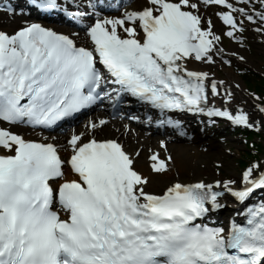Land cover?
I'll list each match as a JSON object with an SVG mask.
<instances>
[{"label": "snow or ice", "instance_id": "obj_1", "mask_svg": "<svg viewBox=\"0 0 264 264\" xmlns=\"http://www.w3.org/2000/svg\"><path fill=\"white\" fill-rule=\"evenodd\" d=\"M250 35L264 44V0H0V264H264V154L155 191L143 146L100 135L112 114L178 139L187 115L264 133V91L192 66L243 73Z\"/></svg>", "mask_w": 264, "mask_h": 264}, {"label": "rangeland", "instance_id": "obj_2", "mask_svg": "<svg viewBox=\"0 0 264 264\" xmlns=\"http://www.w3.org/2000/svg\"><path fill=\"white\" fill-rule=\"evenodd\" d=\"M249 39L251 40V47L250 50L247 51L248 55V65H241V67L245 68H251L258 72H262L263 66H264V44L260 43L258 40H253L252 36H249ZM210 69L215 71L217 73L218 77L222 78H228L231 77L233 81H238L243 88H245V85L238 74L239 70L236 68H229L226 65L221 66L220 63H217L213 66H208ZM228 138L222 137H213L209 136V138L205 139L202 143H198L196 141L191 142H184L186 145L190 147L189 151V157L195 161V164H192L190 166L194 167L196 165L198 168L201 169V172H204L203 177H206L205 173L209 170V167L211 169V174L216 173V161L220 160V157L224 158L223 165H222V175L229 176L233 175L231 167L235 168L236 170V176H239L241 173V170L243 166H239L237 161L238 158H240V151L243 149L246 150V144L244 142L236 137L235 135L228 134ZM264 138V133L262 135ZM256 141L259 140L258 137L254 138ZM157 144L155 143L153 145V148H155ZM148 150H145L144 155L147 159ZM221 161V160H220ZM228 163L229 167L226 168L225 164ZM203 170V171H202ZM179 173V176H176V173ZM194 171H191L190 174H194ZM208 175V174H207ZM182 172H179V170L175 169L168 173L160 174V177L163 179V183L158 184L157 179L156 182L153 183V186L157 185L159 186V190H162L171 180L179 178L181 180H185L182 178ZM216 176V175H215ZM160 179V178H158ZM205 179L210 180L209 177H206ZM191 180V179H190Z\"/></svg>", "mask_w": 264, "mask_h": 264}, {"label": "bare ground", "instance_id": "obj_3", "mask_svg": "<svg viewBox=\"0 0 264 264\" xmlns=\"http://www.w3.org/2000/svg\"><path fill=\"white\" fill-rule=\"evenodd\" d=\"M228 79H232V78L228 76ZM237 94L240 95L239 92ZM93 114L109 115V112H105L103 110H97ZM93 114H91V115H93ZM87 118H88V116L86 118H84V120ZM82 123H80V124H82ZM127 124H129V126H130L129 131L111 130L110 129L113 126L118 128V127H121L122 125L125 126ZM139 127L140 126L136 123L135 124L134 123H128L127 120L115 118V119H110V122L107 124V126H105L102 129V132H108V133H104L105 135L118 136L126 144L128 150L133 151V150L137 149V145L135 146V143H137L138 145L149 144L154 139V136L147 135V133L141 131L139 129ZM38 131L39 130H37V133H38ZM70 131H71V129H69L68 131L66 130L64 133L58 132L57 134H59L61 137H63V136H65V134H68V132H70ZM165 136H166L165 134H162V136L160 138L162 139ZM167 138L169 140L168 149L171 148L173 150L174 157H175V163L173 164L172 170L177 169V170H179V172H182V175H183L182 178L186 179V181H188L190 179L193 180L196 178L204 179V177H203L204 172H201L200 168H198L196 165H194V167L190 166V165L196 163L195 161H193L189 157L190 147L183 142H179L178 141L179 139L178 140L177 139L172 140L173 139L172 136H167ZM157 139H159V138H157ZM61 142H62V139H61ZM155 143H157V142H155ZM144 156L145 155L143 154V151H142L141 155L139 156V158L137 160V167L140 168L144 172V174L149 175L151 177V182L149 184V188L153 187V183L156 182V179H157L158 184L163 183V179L160 177V174H154L150 171L148 164L144 161ZM220 160L222 161V160H224V158L222 157V159H221V157H220ZM225 167L226 168L229 167L228 163L225 164ZM231 169L233 172L232 177H236L237 174H236L235 168L231 167ZM191 171H194L193 172L194 174L191 175L190 174ZM206 172L210 174V176H211L210 179H212L213 176L210 173L211 172L210 167H209V170ZM158 178H160V179H158ZM204 180H206V179H204ZM154 187H159V186L155 185ZM226 212H228V211H226Z\"/></svg>", "mask_w": 264, "mask_h": 264}, {"label": "trees", "instance_id": "obj_4", "mask_svg": "<svg viewBox=\"0 0 264 264\" xmlns=\"http://www.w3.org/2000/svg\"><path fill=\"white\" fill-rule=\"evenodd\" d=\"M245 80L250 86H255L257 90H263L264 91V78L255 75V76H245Z\"/></svg>", "mask_w": 264, "mask_h": 264}]
</instances>
